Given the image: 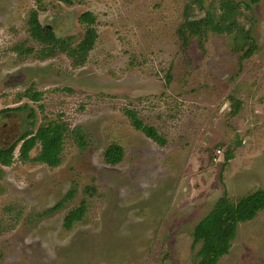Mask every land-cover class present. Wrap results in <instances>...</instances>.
<instances>
[{
    "label": "rangeland",
    "instance_id": "374dc122",
    "mask_svg": "<svg viewBox=\"0 0 264 264\" xmlns=\"http://www.w3.org/2000/svg\"><path fill=\"white\" fill-rule=\"evenodd\" d=\"M71 1L43 0L40 19L76 45L79 16L93 12L98 36L82 65L41 57L28 25L37 0H0V145L48 121L67 127L60 165L23 161L21 143L0 163V264H194V227L217 200L264 188V0H222L237 4L227 26L189 34L186 47L178 28L213 15L214 0ZM241 28L258 46L246 57ZM112 143L124 148L117 164L105 160ZM82 200L83 219L66 229ZM217 264H264V209L239 223Z\"/></svg>",
    "mask_w": 264,
    "mask_h": 264
},
{
    "label": "trees",
    "instance_id": "16d2710c",
    "mask_svg": "<svg viewBox=\"0 0 264 264\" xmlns=\"http://www.w3.org/2000/svg\"><path fill=\"white\" fill-rule=\"evenodd\" d=\"M42 1L43 0H37V6L30 10L28 18L30 36L44 45L41 57L64 52L73 59L75 65L84 64L98 36L97 29L94 26L96 20L95 15L89 10L83 12L79 16V21L85 26V30L82 39L74 45L76 37H59L52 26H47L41 21L40 11L43 10ZM64 1L69 3L72 2L71 0ZM251 1L255 3L258 0ZM236 5L237 4L233 2L225 3L222 0H214L213 6L216 8V12L211 15L208 10L203 22L199 23L196 27L190 28V31L187 28L189 24H186V22L190 23V20L187 19L177 30L184 47L188 45L189 34H201L207 29V26H212L214 28L217 25L218 27L216 29H220L221 26H227L223 21L234 13ZM223 6L225 10L222 12L219 11ZM246 6L250 9L252 4L247 3ZM231 23L232 22H230L229 25H231ZM240 32L245 40V45L242 47V50L243 56L246 57L254 52L258 46L249 29L241 28ZM27 51H32V49H27ZM169 79L171 78L169 77ZM23 96L29 97L33 101H39L41 92H36L29 88L24 92ZM235 103L238 107L241 104L240 100H237ZM27 107H29V105L24 104L15 109L18 110ZM13 109L14 108H11V110ZM9 110L8 108L4 109V111ZM127 114L131 117L132 124L136 129L141 130L147 137L152 138L160 144L166 143L165 137L158 132V129L153 125L145 124L143 120L138 117L135 110L128 109ZM35 116V110L31 109L29 118H35ZM30 124L34 126L35 121H31ZM66 130L67 127L64 123L55 121L42 123L36 129H27L21 137L10 146L4 147L0 145V163L7 166L11 165L14 160L15 150L21 143L18 153L23 161L31 160L45 163L52 167L58 166L62 160L61 153L63 151V141ZM77 134L80 140L84 139L82 134L78 132ZM38 145L40 146V152L36 156L31 157V151ZM123 155L124 148L120 144L112 143L105 151V160L108 163L117 164L123 159ZM227 157L229 159L231 156L228 155ZM70 194L71 193L67 194V197L70 196ZM62 204L63 202L60 201L54 208H59ZM263 209L264 188L253 190L236 200H231L227 194L221 196L215 203L213 209L194 227V245L200 244V248L197 252V260L194 264H217L220 258L230 251L232 240L236 236L239 223L252 220ZM86 210V201L82 200L78 207L71 209L67 213L64 218V227L66 229H71L76 222L83 219Z\"/></svg>",
    "mask_w": 264,
    "mask_h": 264
}]
</instances>
